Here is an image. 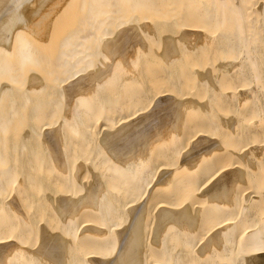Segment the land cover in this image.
<instances>
[{"label":"bare ground","instance_id":"6f19581e","mask_svg":"<svg viewBox=\"0 0 264 264\" xmlns=\"http://www.w3.org/2000/svg\"><path fill=\"white\" fill-rule=\"evenodd\" d=\"M0 264H264V0H0Z\"/></svg>","mask_w":264,"mask_h":264}]
</instances>
